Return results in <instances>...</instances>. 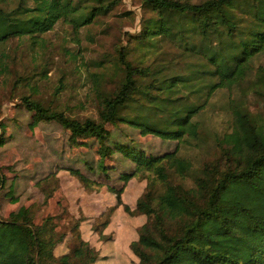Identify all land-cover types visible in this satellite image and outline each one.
<instances>
[{
  "label": "trees",
  "instance_id": "trees-1",
  "mask_svg": "<svg viewBox=\"0 0 264 264\" xmlns=\"http://www.w3.org/2000/svg\"><path fill=\"white\" fill-rule=\"evenodd\" d=\"M94 1L97 6L82 10L75 0H18L15 6L0 0V45L15 38L35 45L59 21L81 27L111 10L104 0ZM144 1L153 16L135 35L140 48L168 41L179 49L177 59L188 56L184 68L138 65L122 50L116 68L122 80L113 91L104 92L103 73L95 74L98 120H79L37 99H23L37 120L56 121L69 130L75 145L80 138H96L102 169L113 154L105 144L108 124L123 122L142 134L191 144L201 137L198 117L211 97L247 83L253 60L264 54V0ZM0 67H5L2 61ZM250 87L264 99V68ZM228 109L232 131L218 140L222 153L198 168L187 154L146 157L117 145L137 165L124 175L125 184L136 176L147 180L134 207L122 201L126 185L107 189L116 197L115 206L144 217L130 243L138 264H264V109L252 112L238 99L230 100ZM2 130L3 125L0 145ZM71 175L88 191H102V183L80 172ZM5 183L0 170V188ZM114 210L109 207L94 218L73 217L74 246L57 255L67 234L57 232L49 219L36 224L32 208L23 207L8 219L0 218V264H65L67 259L69 264H96L100 252L83 238L81 226L88 222L92 232L110 241L104 232Z\"/></svg>",
  "mask_w": 264,
  "mask_h": 264
},
{
  "label": "rangeland",
  "instance_id": "rangeland-1",
  "mask_svg": "<svg viewBox=\"0 0 264 264\" xmlns=\"http://www.w3.org/2000/svg\"><path fill=\"white\" fill-rule=\"evenodd\" d=\"M10 1L15 6L18 0ZM75 1H80L82 10L98 5L94 0ZM183 1L199 3L204 0ZM102 3L111 4V10L96 16L90 24L76 27L73 22L59 21L35 45L18 38L5 46L0 45V62L5 64L3 69L0 67V126L3 125L1 133L4 135V142L0 145V170L6 177L5 185L0 188V218L8 219L11 213L31 207L36 224L49 219L57 232L67 234L57 255L69 252L74 246L75 233L70 231L74 225L73 217H98L107 210L108 187H123L126 185L124 175L136 170L137 165L124 156L123 150L140 151L146 157L183 153L192 158L198 168L204 161L222 153L218 140L232 131L230 100H240L252 112L264 109L263 97L250 87L257 71L264 68L263 54L253 60L247 83L232 90H218L211 97L198 117L201 137L191 144L183 145L178 140L142 134L138 128L123 122L108 124L110 135L105 144L113 154L104 160L102 169L100 144L96 138H80L75 145L70 141L69 130L56 121L37 120L23 99H37L79 120H98L100 100L95 89V74L99 77L103 73L101 86L104 92L113 91L122 80L123 74L116 69L122 50L129 51L128 58L138 65H167L178 71L184 68V62L189 61L188 56L177 59L179 49L168 41L156 43L158 47L140 48L135 35L153 16L144 0H104ZM117 145H122L123 150ZM72 171L102 183V191H88L71 175ZM146 185V179L132 178L126 185L122 201L128 204L137 200ZM114 207L115 210L121 207L124 212L123 205ZM120 222L121 216L118 215L113 227L117 228ZM99 224L98 220L96 226ZM115 233V230H106L104 234L112 237L106 242L94 231L92 245L99 250V245L114 240ZM122 234L128 235L129 232L119 233ZM117 239L115 253L125 255L124 259L129 263L138 264V258L130 256L126 240L121 236ZM65 264H69V259Z\"/></svg>",
  "mask_w": 264,
  "mask_h": 264
},
{
  "label": "crops",
  "instance_id": "crops-1",
  "mask_svg": "<svg viewBox=\"0 0 264 264\" xmlns=\"http://www.w3.org/2000/svg\"><path fill=\"white\" fill-rule=\"evenodd\" d=\"M106 208L108 207H113L116 205V197L113 193L111 192H107L106 193ZM136 203V199H134L133 202L128 203L131 207H134ZM120 215L121 216V222L118 225V227H113L114 224L116 223L117 220V216ZM88 218H94L95 216L91 217V216H86ZM144 222V217L142 216H130L127 215L123 212L121 207H117L113 217H112V221L110 223V225L107 228V231H111V230H115V238L113 241L105 243L104 245H99L98 249L100 251V255H101V259L96 263V264H135L132 261H126L124 259L125 255H120V253H115L114 248L116 246V244L119 242L117 239V236H121L122 239H125L127 242V247H128V251L130 252V256L133 254L130 250V243L133 240H136L138 237L137 234V228L139 226H141ZM82 229V234H83V238L85 240H89L92 244L94 243V241L92 240V235L93 232L91 230V225L88 222H84L81 226ZM133 229V232H132ZM128 231L129 234L128 235H119L120 232L123 231ZM118 232V233H117ZM90 236V237H88ZM62 253H65V251H63Z\"/></svg>",
  "mask_w": 264,
  "mask_h": 264
}]
</instances>
